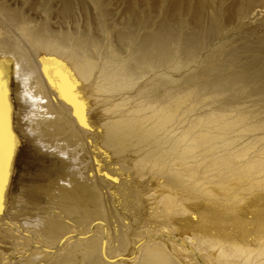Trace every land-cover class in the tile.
<instances>
[{
  "label": "bare ground",
  "instance_id": "1",
  "mask_svg": "<svg viewBox=\"0 0 264 264\" xmlns=\"http://www.w3.org/2000/svg\"><path fill=\"white\" fill-rule=\"evenodd\" d=\"M6 12L0 9V23L8 24L10 30L0 24V40L10 47L18 45L19 56L9 47H0V264H34L29 262L31 254L37 264H109L111 259L117 260L111 264H255L253 258L264 256V240L259 252L220 237L219 231L198 242L167 231L171 234L146 236L147 241L139 243L146 248L139 246L142 252L136 257L125 232L111 223L115 211L104 208V194L88 177L89 162L80 158L77 149L84 143L89 145L85 123L90 121V111L94 113V106L106 105L107 109L100 110L108 116L101 124L106 154L111 155V149L122 153L123 147L131 148L140 165L134 169L158 175L168 188L189 190L209 202L218 200L217 195L234 204L242 202V195L259 194L264 183V104L245 103L257 93L248 84L250 78L247 82L242 73L224 74L214 62L207 64L210 74L206 78H200L198 71L188 74L186 67L198 58L200 46L193 41L180 44L175 36L178 33L173 35L167 25L151 24L148 32L120 53L101 43L106 40L103 34H99L100 39L90 32L58 35L47 25L44 27L45 21L34 22ZM262 12L264 8L253 10L249 17L255 19ZM22 37L25 46L20 47L18 39ZM29 49L39 54V60L38 55L31 56ZM182 71L186 77L180 75ZM51 75L58 85L53 93L49 89ZM197 121L210 130L216 129L212 141H219V150L225 155L220 160L226 164L207 167L199 153L211 141L210 131L204 129L196 135L190 125ZM30 145L37 151L45 150L50 156L48 162L64 168L69 165L71 172L61 168L62 176L51 179L45 187L47 216H32L38 239L32 238L29 252H19L14 240L22 234L17 218L25 203L18 200L14 205L12 187L18 171L30 167L23 166L20 152L29 150ZM31 161H36V154H32ZM232 185L238 187L230 191ZM22 194L28 203L26 194ZM162 205L167 212L174 211L170 195L163 198ZM263 215L262 211L255 224L264 221ZM216 223L209 221L211 230H219ZM262 231L264 239V227ZM24 235L31 238L27 232ZM149 239L154 241L147 243ZM3 244L11 245L10 255L3 251ZM170 245L185 256L183 262L168 250ZM201 245L209 261L202 257ZM128 251L129 257L124 256Z\"/></svg>",
  "mask_w": 264,
  "mask_h": 264
},
{
  "label": "rangeland",
  "instance_id": "2",
  "mask_svg": "<svg viewBox=\"0 0 264 264\" xmlns=\"http://www.w3.org/2000/svg\"><path fill=\"white\" fill-rule=\"evenodd\" d=\"M244 3H248L249 6L245 7ZM0 7V9L3 8L7 10L6 13H10V15L20 14L34 22L45 21L44 27L47 25L49 30L58 35H64L65 32H76V34L90 32L94 34V38L98 36V39H100L99 34H103L106 40L101 43L103 45L106 44L107 47L117 52L119 51L120 53L124 46L135 43L134 40H136V37H140L148 32L154 25L153 23L157 25H167L171 31H174L172 32L174 33L173 35L178 33L175 36L176 41L180 44L193 41L200 46L198 49V54H200L198 58L190 63V67H186L188 69V74L191 71H198L200 78L201 76L202 78H206L210 74L209 65L207 64H210L209 62L218 63L222 73L227 74L229 71L231 72L228 74L242 73L247 82L250 81L248 84L251 86V90L257 93H254V96H250V98H248L249 101L245 103L257 105L260 101L261 106L264 104V12L261 14L258 13L255 19H250L249 17L253 10L264 8V0H0ZM3 23L4 22L1 21L0 24L6 28V30H10V28L7 27L8 24ZM144 23L145 26L143 27ZM39 25L43 26V24L40 23ZM135 27L139 28V30ZM118 28L120 29L118 30ZM66 29L68 31H66ZM92 31L94 32L92 33ZM135 32L138 33V36ZM187 36H189V38ZM127 39L129 40L127 41ZM107 40L111 41L108 42ZM18 42L21 44L20 47L25 46L23 37L18 39ZM0 47H9L14 51V54L19 56L17 50L18 45L10 47L0 40ZM27 47L30 48V45H27ZM29 50L32 52L30 53L31 56L36 55L35 57H37L38 55L39 60V54L33 49ZM219 60H221V62ZM48 71L50 73L52 70L48 69ZM52 73L54 74V71ZM180 75L186 77L187 74L182 71ZM53 76L54 75H51L50 77L52 85L49 83V89L52 93L54 91L57 92L55 89L58 86L57 83L54 82L55 77ZM102 107L107 109L106 105L98 106L97 108L99 109L94 106V113L90 111V121L85 123V130L89 132V135L87 134L89 145L84 143V147L77 146L78 154L80 158H83L82 160L84 162H89V171L87 175L91 180H94L99 192H103L104 195L100 196L102 204L104 203V208L111 212L115 211L111 214V223L117 226V229L121 228L120 230L125 232L124 236L127 242L131 244V252H136V257L142 252L139 243L146 242V236H154L161 233H172L181 239L191 238L193 242H198L197 240H201L204 236H213L215 235V231H219L218 235L220 237L231 240L234 243L248 246L250 249H255V251H262L259 249L262 248L261 243L264 240L262 237L264 221L255 224V220L260 219L262 211L264 212L263 182L260 185L262 190L258 192L259 194L256 193L253 197L252 195H242L243 201L235 202V204L232 203L229 198L225 199L221 195H217L218 200L209 202L198 198L197 194L189 190H180V188L172 187L168 188L166 182L163 181L162 178L158 179V175L153 176L147 171L143 170L137 172V170L134 169L135 166L139 167L140 165L136 162L135 153L131 148L123 147L122 149L125 151L122 153L112 149L110 150L111 155L105 153V148L107 146L102 134L101 124L105 121L103 117L106 118L108 116H103V114H101L100 110L103 109ZM262 108L264 109V107ZM27 112L29 111L27 110ZM206 125L209 126V124ZM190 127L196 135L201 131L203 132L204 129H207L205 131H210L211 141L207 142L205 146L206 149L199 153V155L205 159L204 161L207 167L212 168L213 166L226 164L225 160H220V158H223L225 155L219 150L220 144H217L219 141L214 140L215 143L212 141L216 129L210 130L204 125L199 124V121L192 123ZM29 147V150H20V152L23 156V166L28 164L30 167L28 170H22L21 168L18 171L16 169V171H18L16 174L17 179H15V184L12 187L14 205L17 204L18 200L25 203L19 218H17V224L23 227L22 234L16 235L17 238L14 240V247L16 251L18 249L19 252L27 249L29 252V243L33 241L32 238L38 239V233L34 230V221L36 222V219L39 217L47 216V211H45V209L47 208L46 202H48V197L45 192V187L50 185L49 182L51 179L62 176L64 173L61 171V168L64 167H60V164L54 165L51 161L48 162L50 156L45 155V150L40 152L31 145ZM32 154H36V161H31ZM37 154L39 160H37ZM221 167H217V169ZM64 169L71 172V167L69 165ZM86 169V167L83 168L84 171ZM24 174L26 175L25 179L23 178ZM14 175L15 174H13V176ZM256 177L257 176H254V178ZM248 182L252 184L255 180H248ZM23 186H26V188ZM232 186L234 189L230 191H234L235 188L238 187L236 185ZM239 191L236 192L241 196ZM22 192H24L26 198L29 199L28 203L25 202ZM169 195L174 200L175 212H167L162 205L163 198ZM33 208L36 209L33 210ZM114 213L116 215H114ZM33 215H35L36 219L32 218ZM235 219L238 220V222ZM210 220H215L217 222L216 225L218 224L219 230H211L209 224ZM108 229L110 230L108 234L111 235V229ZM167 231L171 233H166ZM24 232H27L31 238H26ZM30 232L32 234H30ZM24 238L25 240H21ZM136 239L138 240L136 241ZM27 240H29V242ZM152 240L153 239L150 241L149 239L147 243L152 242ZM162 242L168 244L166 241ZM195 244L197 243H194V245ZM3 245V251L10 255L11 245ZM145 246H143L144 249L146 248ZM201 246L202 249L200 252L202 257L209 261L211 258H207L208 255L203 251L204 246ZM171 247L170 245L168 250L171 251L175 258L178 256L177 259L183 262L182 260L185 256L179 254V252ZM115 252H118L117 254L119 255L121 254L118 250ZM129 252L130 251L125 252L124 256H128L127 253ZM30 258V263L33 262L37 264L32 254ZM261 260H264V256L259 257L258 255V257L252 259V262L260 264ZM113 262L116 263L117 260L111 259V261H108L109 264ZM122 262L118 264H129L128 262Z\"/></svg>",
  "mask_w": 264,
  "mask_h": 264
}]
</instances>
